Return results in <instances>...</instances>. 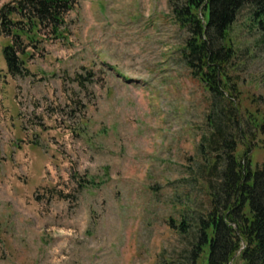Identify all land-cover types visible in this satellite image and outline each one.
Returning a JSON list of instances; mask_svg holds the SVG:
<instances>
[{"label":"rangeland","instance_id":"obj_1","mask_svg":"<svg viewBox=\"0 0 264 264\" xmlns=\"http://www.w3.org/2000/svg\"><path fill=\"white\" fill-rule=\"evenodd\" d=\"M74 2L65 39L28 47L27 75L6 73L0 48V264H178V220L206 204L217 97L181 59L167 0ZM245 23L232 33L240 109L264 111V38Z\"/></svg>","mask_w":264,"mask_h":264},{"label":"trees","instance_id":"obj_2","mask_svg":"<svg viewBox=\"0 0 264 264\" xmlns=\"http://www.w3.org/2000/svg\"><path fill=\"white\" fill-rule=\"evenodd\" d=\"M167 1L171 19L187 34L181 59L191 77L216 95L214 110H219L205 117L210 133L201 141L209 146L198 168L206 204L195 211V217L186 218L184 212L178 220L179 234L189 239L178 264H264V157L259 164L252 155L257 148L264 155V111L240 109L237 71L242 63L239 43L232 35L245 13V30L264 38V0ZM13 2L0 20V37L7 38L2 47L6 71L16 77L29 73L26 63L34 55L29 46L37 47L49 33L65 39L69 27L64 17L75 2ZM222 100L229 106H221ZM190 227L194 233L186 236Z\"/></svg>","mask_w":264,"mask_h":264},{"label":"crops","instance_id":"obj_3","mask_svg":"<svg viewBox=\"0 0 264 264\" xmlns=\"http://www.w3.org/2000/svg\"><path fill=\"white\" fill-rule=\"evenodd\" d=\"M12 114H11V111H8L7 113H6V116H7V122H8V117L9 116H11Z\"/></svg>","mask_w":264,"mask_h":264}]
</instances>
